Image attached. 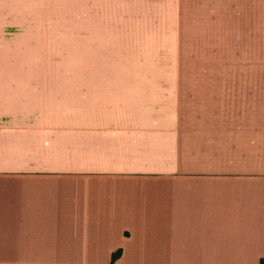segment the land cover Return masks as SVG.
<instances>
[{"label": "crops", "instance_id": "obj_1", "mask_svg": "<svg viewBox=\"0 0 264 264\" xmlns=\"http://www.w3.org/2000/svg\"><path fill=\"white\" fill-rule=\"evenodd\" d=\"M76 1L243 17L244 73L0 74V264H264V0Z\"/></svg>", "mask_w": 264, "mask_h": 264}, {"label": "rangeland", "instance_id": "obj_2", "mask_svg": "<svg viewBox=\"0 0 264 264\" xmlns=\"http://www.w3.org/2000/svg\"><path fill=\"white\" fill-rule=\"evenodd\" d=\"M92 4L0 0V74L244 73L243 17H101Z\"/></svg>", "mask_w": 264, "mask_h": 264}, {"label": "trees", "instance_id": "obj_3", "mask_svg": "<svg viewBox=\"0 0 264 264\" xmlns=\"http://www.w3.org/2000/svg\"><path fill=\"white\" fill-rule=\"evenodd\" d=\"M122 252L121 250L120 251H117L113 254V257H112V262L114 263L116 260H118L121 256Z\"/></svg>", "mask_w": 264, "mask_h": 264}]
</instances>
